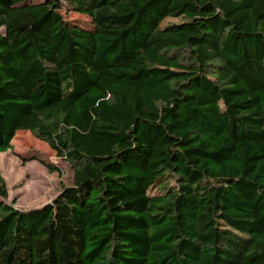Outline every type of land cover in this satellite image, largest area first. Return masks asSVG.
<instances>
[{"label":"trees","instance_id":"trees-1","mask_svg":"<svg viewBox=\"0 0 264 264\" xmlns=\"http://www.w3.org/2000/svg\"><path fill=\"white\" fill-rule=\"evenodd\" d=\"M20 130L73 178L21 210L0 172V264H264V0H0Z\"/></svg>","mask_w":264,"mask_h":264},{"label":"rangeland","instance_id":"rangeland-1","mask_svg":"<svg viewBox=\"0 0 264 264\" xmlns=\"http://www.w3.org/2000/svg\"><path fill=\"white\" fill-rule=\"evenodd\" d=\"M65 20L87 24L89 17L72 8L62 12ZM180 18L168 17L164 24L178 22ZM11 148L0 153V172L8 189V203L27 210L51 201L61 189L70 184L73 178L71 166L58 157L46 142L38 139L27 130L17 131L11 140ZM51 162L58 171L50 172L45 164Z\"/></svg>","mask_w":264,"mask_h":264}]
</instances>
